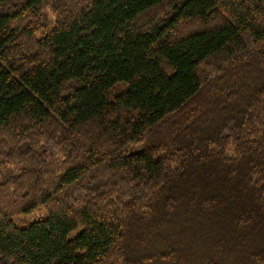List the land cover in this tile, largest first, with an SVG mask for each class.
Masks as SVG:
<instances>
[{"label": "trees", "instance_id": "obj_1", "mask_svg": "<svg viewBox=\"0 0 264 264\" xmlns=\"http://www.w3.org/2000/svg\"><path fill=\"white\" fill-rule=\"evenodd\" d=\"M0 162V264H264V0H0Z\"/></svg>", "mask_w": 264, "mask_h": 264}, {"label": "rangeland", "instance_id": "obj_2", "mask_svg": "<svg viewBox=\"0 0 264 264\" xmlns=\"http://www.w3.org/2000/svg\"><path fill=\"white\" fill-rule=\"evenodd\" d=\"M54 19V15L51 11H44L42 13V17L38 21L41 26V30H43V32L46 31L54 23ZM41 36L42 31L37 35V38L39 39L41 38ZM171 138L172 137L169 132H163L159 135L152 137V140H147L137 146L130 148L128 150V154L138 153L156 144H164L166 146H170ZM14 174L15 171L12 168H7L3 166L0 162V184L3 183L9 177L13 176ZM46 216L47 214L43 209H38L31 214L14 217L11 221L17 228L23 229L36 221L46 218ZM78 233L79 231L73 232L69 235V238H74Z\"/></svg>", "mask_w": 264, "mask_h": 264}]
</instances>
